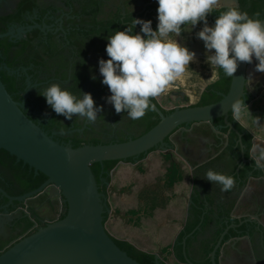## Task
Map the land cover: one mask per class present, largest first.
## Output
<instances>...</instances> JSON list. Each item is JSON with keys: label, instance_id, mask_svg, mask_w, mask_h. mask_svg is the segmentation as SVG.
Listing matches in <instances>:
<instances>
[{"label": "flooded vegetation", "instance_id": "1", "mask_svg": "<svg viewBox=\"0 0 264 264\" xmlns=\"http://www.w3.org/2000/svg\"><path fill=\"white\" fill-rule=\"evenodd\" d=\"M98 1L99 11L97 20L102 21L103 24H101L99 27V36L95 39L96 45L92 47V45H90V39L86 41L87 53L84 58V75L87 77V79L79 88L73 87V67L74 63L79 59V56L75 46L72 44L73 38L71 40L72 31L77 27L81 20V17L78 14L80 12V8L78 7L77 2L71 0H51L45 2L43 0H37L38 7L33 8L32 11H28L20 19V21L12 22L8 26V30L14 29L16 35H18V29L21 27L28 29L30 26L39 24L43 28H34L31 31L24 33L21 38L16 37L10 39L8 37L9 41L13 45H11L13 54H16L18 50L23 48L22 45H19L22 40L33 38V44L39 47V50H42H40L41 53H44L42 49L44 48V44H49V42H51L54 47L56 46L57 50H60L62 55L68 58L69 67L67 79L65 80L60 78V75L56 72V67H53L47 71L42 67L33 68L32 66H18L16 69H11L14 71V73H9L5 69L6 64H2L0 66L2 70H6L10 75H15L17 80L22 79L21 87L16 89V91L13 93V96L16 101L20 102L24 106V111L26 114L49 134L53 135L56 140L67 144H72V140L76 133H79V137H81L85 143H90L92 140L91 138L93 137L99 138L101 143H111L119 142L122 139L135 138L140 135H137L135 132H124L123 130L114 128L109 131L107 135L95 136L97 133L95 122H88L87 120L78 116H74L72 120H67L63 116H58L47 104V102H45L46 105H43L45 108H41L39 105L40 94L38 87L46 88L50 83L55 82L59 83L62 88L67 90H79L76 92L77 96L81 95V92H89L95 101V105L97 107L103 106L107 103L106 97L110 96L111 93L107 85L102 83L103 77L99 72L97 60H100L101 58L107 60L109 58L106 50L102 49V47H105L108 44V37L112 35L109 34L108 28L116 27L114 24L118 21L131 23L134 26V20L137 18L142 20H151L152 28H157L158 0ZM223 2L225 7L214 9L213 13L208 14L207 20L209 25H214L219 12L225 11L226 6L232 4L236 5L241 11H247L250 17L255 18L257 13H259V15H263L262 12H264V0H223ZM19 3L20 0H15L11 3H9L8 0H0V15L16 13ZM256 5L262 9V12L253 11ZM86 18L87 20H90V17ZM106 22H114V24H106ZM45 25L47 27H45ZM135 27L137 33L140 32L141 26L137 24ZM202 27L203 22H200L195 27H193L191 31H184L178 37H184V39L189 41L190 44L196 43L198 41L203 42L196 36V32H198ZM172 36H174V34H172ZM178 37H176V39ZM99 48H101V50H99ZM206 55H209V53L204 51L202 56L206 58ZM256 63H258V61L254 58L251 64L256 65ZM213 70L216 71L217 77L214 81L205 86L199 95L197 102L192 103L190 101V97L186 93L190 104H187V101L184 103V105L188 106L199 104L202 100L209 98V95L212 93L211 91H215V94L220 97L222 96L219 93H227L225 90H228L227 84L228 78L230 77L225 76L223 71L220 69ZM253 73L254 78L256 77V79H259L260 81H262L264 78V72H256L253 70ZM93 76H95V79H92ZM174 89L178 90V88L175 86H172V89L170 90ZM182 90H186L183 85ZM263 96L264 88H260L259 96L258 98L253 99V104L263 102ZM175 98L176 97L170 93L169 95L165 94V96L162 95L161 97H157L155 98V101H153L160 108H162V111L163 109L166 111H173V105L172 103H168V100H173ZM160 99H164V103L166 104L163 105ZM253 109L264 110V108ZM122 113L126 114L124 112ZM122 113L117 114L115 110L110 111L109 109H105L98 114L97 121H107L111 125H114V123L118 124L121 122L120 118ZM54 115L60 118L62 123L66 125L67 128L65 130L57 129L52 124L51 118H53ZM220 119L221 121L218 119L214 120L212 124L201 123L188 126L186 127L185 132L179 130L172 136V140L169 138L166 139L170 145L166 151L167 153L159 147H156L157 149L148 152V155L152 152L169 154L172 158L183 165L185 171L186 165L190 166L191 171L187 174L189 175L188 178H190L193 182L191 194L185 196L183 192L177 193L175 191L176 185L178 183L184 182L186 179L176 183L172 189H168L166 191L164 190L165 197L169 199L166 207L170 202L176 199L182 200L183 208L186 207V219L183 222L181 229L178 231V236L185 231L187 220L192 216L191 209L194 207L192 196L195 195V197H198L199 200L203 202L205 211L211 207L216 208V210L217 208L229 209V211H227L228 214L225 213L224 215L216 212L213 215V221L209 225H206L202 228L198 227L200 230L196 235V241L193 243V246L190 249V254L194 255L195 253L196 255L201 256L206 243L212 244L214 250L221 236L225 234L223 241L217 250V258L219 257L221 259L220 264H264V226H262L261 230H258L255 223L243 222V220H245L244 217L236 223V221L246 211L245 206L251 200V195L254 193L253 187H249L247 185L248 178L250 177V171H248V175L245 178L241 177L243 169L246 168V160L248 159L244 155V144L242 141L240 142L238 140L242 150V155L238 157L230 149L231 135H233V133L235 134L236 132L225 126L223 118ZM229 121L241 133V135H243L244 132L237 125H240V127H243L246 131L250 132L248 127L242 123L232 120L231 112ZM130 122L132 125L135 124L142 129L139 123L133 120H130ZM76 129L84 130L79 132L76 131ZM57 131H70V133L56 134L55 132ZM122 161L131 162L136 166L137 163H140L143 160L140 161L138 156L133 158V161L120 160V162ZM16 162L19 164L20 161L16 160ZM11 163L9 164L10 166ZM153 167L155 179L153 183L147 185L151 186L152 189H154V183L156 180L166 171V166L163 163V157L162 163L158 167L160 169H164V171L160 173V169L156 168L155 165ZM208 169H212L226 175H231L235 178L236 188L229 192H225L223 195L228 197L230 194H232L237 199L233 201L229 200V198H223L221 200L219 199L218 194L220 186L214 185L212 182L204 178V173ZM260 175L261 173L257 176ZM105 179L106 178H103L101 187L104 184L108 186L107 194L104 193L106 195V202L111 206L112 210H116L113 208L110 201L111 195L114 191V186L112 184V172L111 180L107 181ZM19 182L20 181L14 173L13 168L9 166L7 167L6 165L0 168V188L3 189L7 194L10 196H21L25 194H12L13 191H18V188L20 187ZM111 185L113 186L112 188ZM147 186H144L139 192L138 199H140V195ZM129 187L130 186L122 188L121 192L123 193L124 191H127L128 193L129 190H131ZM16 188L17 190L15 191ZM8 202L9 200L7 196H5L0 191V224L5 216L14 215V218L11 221H8L4 224L6 229L9 231L11 230L12 235L6 236L4 234H0V242H5L4 249L24 238L31 230L39 229L48 222L58 220L61 214L67 208L64 202H60L56 196H51L48 193L37 195L27 201H14L10 206L6 207ZM28 209H30V211H28ZM116 215H120V213ZM25 216L34 223L32 228H30L28 231L24 230V223L22 222V218ZM260 222L264 225V219L260 220ZM242 225H245L246 227L244 229H239V227ZM232 229H235L238 235H232ZM247 236L250 237V241L245 238ZM237 237L244 239L241 240V242L236 243L235 238ZM184 243H186L185 239ZM184 245L186 246V244ZM217 264H219L218 260Z\"/></svg>", "mask_w": 264, "mask_h": 264}, {"label": "water", "instance_id": "2", "mask_svg": "<svg viewBox=\"0 0 264 264\" xmlns=\"http://www.w3.org/2000/svg\"><path fill=\"white\" fill-rule=\"evenodd\" d=\"M260 20L264 23V19ZM34 28L43 29L39 24L28 29L21 27L18 29V35L14 29H10L0 33V39L21 38L24 33ZM5 69L14 73L8 66H5ZM254 69L253 64L240 63L234 77H230L228 92L219 93L222 96L219 101L206 105H184L188 101L186 91L182 90V85L174 82L171 85L178 90H168L166 93L176 97L168 100V103L173 105L172 112L164 114L151 100L160 121L150 130L125 141L96 145L86 143L79 147L56 140L31 119L24 111V106L8 92L0 76V148L27 164L35 174L43 173L47 177L38 188L21 196H10L0 188L9 200L6 207L14 201H27L43 193L56 196L67 207L66 215L62 219L48 222L1 253L0 264H142L122 250L107 231L104 213H118L108 207L106 195L100 191L91 165L135 158L156 147L166 152L170 146L166 139L172 140L177 131L185 132L186 127L195 124H212L220 118L224 119L226 127L238 133L241 142L242 135L229 121L228 109L235 99L241 98L252 115L264 114L263 109L252 108L253 99L258 98L259 89L264 88V78L262 81L254 78ZM1 70L0 67V72ZM209 117L211 122H208ZM248 129L253 135V140H257L252 130ZM83 130L76 129L79 132ZM55 133L68 134L70 131ZM252 160L250 157L246 161L251 164ZM254 168L259 169L261 175L254 177L250 172L247 185L253 187L254 193L240 218H245L243 222L255 223L258 230H261L264 226L260 222L264 219V169L256 166ZM224 235L211 253L212 264H217V260L219 264L221 262V259L217 258V250ZM245 238L250 241L249 236ZM243 239L237 237L235 242H241ZM184 249L187 261L193 264L187 255L186 246ZM155 258V263L160 264L163 259L162 250L155 252Z\"/></svg>", "mask_w": 264, "mask_h": 264}, {"label": "clouds", "instance_id": "3", "mask_svg": "<svg viewBox=\"0 0 264 264\" xmlns=\"http://www.w3.org/2000/svg\"><path fill=\"white\" fill-rule=\"evenodd\" d=\"M220 7H225L223 0H158L155 30L151 20L137 18L134 27L139 24L140 32L132 34L129 27L108 37L105 50L109 58L99 60V72L102 83L111 93L106 101L114 106L117 114L124 112L133 121L141 119L154 108L151 100L164 94L185 74L190 62L197 57L194 51L181 46L176 37L191 31L200 22L203 27L196 36L203 41L205 49L212 52L206 55V63L212 69L234 77L240 63L251 64L255 57L258 63L254 70L264 72V23L232 4L219 12L214 25H209L208 14ZM38 89L53 111L67 120L78 116L93 123L102 111V106L95 105L89 92L77 96L55 82ZM229 111L232 120L238 123L243 116L254 117L241 98L231 103ZM211 121L209 117L208 122ZM253 123L259 125V117ZM250 151L255 166L264 169V145L252 140ZM204 178L219 185L222 192L236 187L233 176L212 169L204 173Z\"/></svg>", "mask_w": 264, "mask_h": 264}, {"label": "trees", "instance_id": "4", "mask_svg": "<svg viewBox=\"0 0 264 264\" xmlns=\"http://www.w3.org/2000/svg\"><path fill=\"white\" fill-rule=\"evenodd\" d=\"M75 1L80 8V12L78 13L81 17L80 22L78 23L77 27L72 31L71 40L73 38V46H75L77 53H78V60L74 63L73 67V87L79 88L81 87L82 83L87 79L84 75V58L87 53L86 49V41L90 39V45L92 47L96 45V38L99 36V27L102 21L97 20V15L99 11V1L98 0H71ZM38 7L37 0H20L18 10L14 14L9 15H0V33H4L8 30V26L12 22H18L20 19L28 12L32 11L33 8ZM255 12L261 11L262 9L259 8L258 5L254 8ZM263 15H256L255 19L264 18ZM87 15V16H85ZM86 17H90V20H87ZM254 18V17H253ZM106 24H114V22H106ZM116 27H109L108 32L109 34H114L117 31L124 30L125 28H132V34L137 32L136 27H134L131 23H126L124 21L115 22ZM112 30V31H111ZM155 30V29H154ZM32 39L22 40L19 45H22V49L18 50L16 54H13L12 50V43L9 41L8 37L0 39V66L2 64H6L10 69H16L18 66H32L33 68L42 67L45 70L49 71L51 68L56 67V72L60 75V78L65 80L67 79L68 74V67L69 62L68 58L60 53V50H57L56 46L49 42V44H44L43 52L39 50V47L33 44ZM44 43V42H43ZM12 45V46H11ZM102 49H106L102 47ZM101 50V48H99ZM1 79L5 84L8 92L13 96V93L16 91L17 88L21 87L22 79L16 78L15 75H10L6 70H2L0 72ZM231 78H228V90L230 86ZM225 90V92H228ZM74 95H77V91L79 90H68ZM212 93L209 95V98L202 100L199 104L196 105H206L217 102L221 99L220 96L215 94V91H211ZM79 96V95H78ZM14 98V96H13ZM155 101V99H152ZM46 99L42 95L39 98V105L41 108H45ZM162 109V108H161ZM172 112L166 111L163 109L164 114H169ZM221 121V119H218ZM52 124L57 129L65 130L67 127L60 118L54 115L51 118ZM160 121V116L154 109H150L146 112L145 116L135 122L139 123L142 127L143 131L140 135L144 134L152 127H154ZM244 134L242 135V143L244 144V155L246 158H249L251 155V144L253 140V135L251 132L246 131L240 125H237ZM91 142L89 144H100V139L97 137L91 138ZM127 139H122L121 141H125ZM239 136L238 134L231 135L230 139V149L234 154L238 157L242 155L241 147L238 143ZM86 144L81 137H79V133H76L73 140L72 146L79 147ZM157 148H153L149 150V152L155 150ZM148 153L141 154L139 156V160L142 161L147 157ZM163 157V163L166 166L165 173L160 176L156 182L154 183V189L151 186L145 187V190L140 195V200L144 202V217H153L154 212L158 208L166 207L169 199L165 197L164 190L172 189L174 185L178 182H181L189 177L187 172L184 170L183 165L179 163L177 160L171 157L169 154H161ZM16 157L11 155L9 152L0 148V168L2 166H9L14 169V173L16 174L18 180L20 181V187L18 188L17 192H12V194H23L26 192H30L36 188H38L42 183H44L47 177L43 173L35 174L34 170H32L27 164L23 163L22 161L19 164L16 162ZM125 161H133V158H128ZM12 162V163H11ZM120 162V160L114 161H105L103 164L101 163H94L91 165L92 170L96 176L100 191L107 194L108 186L104 184L101 187V183L103 178L105 180H111V172L114 170L115 166ZM11 163V166L9 165ZM254 163L252 162L246 164V168L243 169L241 173V177L245 178L248 175V171H252L253 175L260 174L259 169L254 168ZM136 169L141 173H145L146 169L144 168L143 162L136 164ZM131 189V186L129 187ZM17 188L15 189V191ZM193 198V205L191 212L192 216L187 220L185 225V231L178 236L175 242L171 245H168L162 248L163 259L160 261V264H171L170 257H173L176 262L179 264H192L187 261L185 255L184 244H186V252L189 259L193 262V264H212L211 261V253L213 251V245L210 243H206L204 247L203 253L201 256H198L194 253V255L190 254V249L193 246V243L196 241V235L199 233L198 227H205L209 225L213 221V215L217 212L219 214H225L229 211V209L225 208H214L211 207L207 211H205L204 204L199 200L198 197L192 196ZM108 207L111 206L108 204ZM117 213H120L125 216H138L141 209H129L125 212H121L119 209L115 210ZM67 212V208L61 214L59 219H62ZM111 217V213L106 211L104 213V224L108 219ZM239 218L238 221H240ZM141 217H138L135 221L132 218H128L125 220L128 224H133L135 226L141 225ZM22 222L24 223V230L28 231L34 223L28 218L23 217ZM246 226L242 225L239 229H244ZM107 229V227H106ZM37 229L31 230L26 236L32 234ZM222 230V229H221ZM108 231V229H107ZM109 232V231H108ZM110 233V232H109ZM232 235H238L235 229L231 230ZM112 238L114 239L115 243L124 251L128 253L132 258L136 259L138 262L142 264H156L155 252H147L144 250L139 249L134 244L129 242L128 240L117 238L111 234ZM184 239L186 243H184ZM5 242H0V254L6 251L9 247L4 249ZM194 256V257H193Z\"/></svg>", "mask_w": 264, "mask_h": 264}, {"label": "crops", "instance_id": "5", "mask_svg": "<svg viewBox=\"0 0 264 264\" xmlns=\"http://www.w3.org/2000/svg\"><path fill=\"white\" fill-rule=\"evenodd\" d=\"M177 42L181 46L187 47L190 51H194L197 59L190 62L189 68H187L185 74L175 83H179L185 87V91L192 103L193 101L197 102L205 86L210 84L217 77L216 71L206 63V58L202 56L204 51L209 53V55H211L212 52L206 50L201 41L190 44L189 41L181 36L177 38ZM170 89H172V85L169 86L168 90ZM168 90L162 95L165 96ZM252 107L264 108V101L253 104ZM257 117H259V125L253 123ZM241 123L252 130L257 137L256 141L264 145V114L254 115L252 118L243 116ZM142 162L147 170L146 173L139 172L135 164L131 162L122 161L116 165L112 171L114 191L110 200L114 209H120L125 212L129 209L140 208V213L138 216L133 217L122 214L116 216L111 215L106 223V227L113 236L128 240L141 250L154 253L174 243L178 236V231L181 229L186 219V207L183 208L182 200L176 199L170 202L166 208L156 209L153 217L146 218L143 216L144 202L138 199V194L144 186L154 182L155 172L153 171V166L155 165L156 168L160 169L158 166L162 163L161 153L152 152L147 158L143 159ZM252 162L254 163L253 160ZM185 168L187 173L191 171L190 166L186 165ZM160 171V173H162L164 169H160ZM253 176L257 177V175ZM192 184V180L187 178L184 182L176 185L175 191L177 193L183 192L185 196H188L192 192ZM128 186H131V190H129L128 193L127 191L122 193L121 189ZM138 217H141L140 226L125 222L128 218H132V220L135 221ZM170 260L171 264H179L173 257H170Z\"/></svg>", "mask_w": 264, "mask_h": 264}, {"label": "rangeland", "instance_id": "6", "mask_svg": "<svg viewBox=\"0 0 264 264\" xmlns=\"http://www.w3.org/2000/svg\"><path fill=\"white\" fill-rule=\"evenodd\" d=\"M14 1L15 0H8L9 3L14 2ZM43 1L45 2V1H51V0H43ZM97 64L99 65V60H97ZM160 100H161V103L163 105L166 104V103H164V99H160ZM193 103H195V101H193ZM187 104H190V102L188 101ZM105 109H109L110 111L115 110L114 106L109 104V103H106L102 106V111ZM120 119H121V122L118 124L114 123V125H111L107 121L102 122V120L101 121L96 120L95 121V127L97 129V133L95 134V136L107 135V133H109V131H111L114 128H117L119 130H123L124 132L125 131L135 132L137 135L141 134L142 129L135 124L132 125V123L130 122V119L127 117V114L122 113ZM224 193L225 192L219 191L218 197L220 200L223 198H227V199L229 198V200H231V201L237 199L232 194H230L228 197H226L223 195ZM13 218H14V215H8V216H5L3 218V221L0 224V234H4L6 236L12 235L11 230L9 231L8 229H6L4 224L7 223L8 221H11Z\"/></svg>", "mask_w": 264, "mask_h": 264}]
</instances>
